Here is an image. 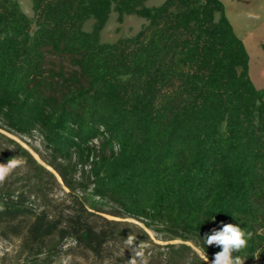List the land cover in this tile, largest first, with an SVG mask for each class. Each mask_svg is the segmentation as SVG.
Returning a JSON list of instances; mask_svg holds the SVG:
<instances>
[{
    "label": "trees",
    "instance_id": "trees-1",
    "mask_svg": "<svg viewBox=\"0 0 264 264\" xmlns=\"http://www.w3.org/2000/svg\"><path fill=\"white\" fill-rule=\"evenodd\" d=\"M30 1L33 17L0 0V129L41 136L71 205H36L32 191L54 176L16 145L38 188L0 190V236L21 238L30 264H51L66 242L102 257L123 233L95 212L113 205L211 261L220 248L205 236L239 224L253 233L245 264L264 259V89L224 4ZM113 12L147 24L104 43Z\"/></svg>",
    "mask_w": 264,
    "mask_h": 264
},
{
    "label": "rangeland",
    "instance_id": "rangeland-1",
    "mask_svg": "<svg viewBox=\"0 0 264 264\" xmlns=\"http://www.w3.org/2000/svg\"><path fill=\"white\" fill-rule=\"evenodd\" d=\"M226 9L227 18L230 21L235 34L243 42L249 55V75L258 89H264V0H220ZM22 10L33 17L30 0H19ZM164 0H149L148 7L161 5ZM92 21L86 23L84 29L90 31ZM147 22L137 16H126L122 23L117 22V14L113 12L110 20L101 34V41L114 43L119 39L134 37ZM56 68L61 64L54 59ZM0 163L7 162L11 157L18 156L19 149L16 145L25 149L32 158L47 171L53 174V178L44 177L39 187L42 192L32 191L36 183L32 182L33 175L30 166L26 163L17 168L0 185L1 191L29 190L34 193L32 200L36 205L49 206L55 213L68 211L71 205L69 190L63 184L58 173L47 164L49 154L41 136L35 132L32 136H20L0 129ZM103 213L95 212L101 217L117 223L116 228L123 234L118 240L111 242L103 251L102 257H96L88 251L75 247L71 242H66L59 248L51 264H127L131 258V252L125 247L124 239L130 232L137 236L138 241H148L152 247L148 250L149 264H205L203 252L190 242L181 240L165 241L160 234L147 228L143 223L126 217H116L113 213L116 207L102 205ZM55 241V240H54ZM53 241V242H54ZM185 245L188 248H183ZM169 246H174L178 253L182 252L183 258L179 261L170 260L174 251ZM211 264V260H209ZM0 264H30L27 252L22 246V239L9 236L4 239L0 236ZM251 264H264V259H257Z\"/></svg>",
    "mask_w": 264,
    "mask_h": 264
},
{
    "label": "clouds",
    "instance_id": "clouds-1",
    "mask_svg": "<svg viewBox=\"0 0 264 264\" xmlns=\"http://www.w3.org/2000/svg\"><path fill=\"white\" fill-rule=\"evenodd\" d=\"M22 157L14 156L7 162L0 163V185L4 184L8 177L19 167L24 166ZM253 233L239 224L224 223L219 229H213L205 236L206 246H217L220 251L214 254L211 264H245L246 259L238 253L248 246ZM124 244L131 252V258L127 264H149L148 250L152 247L148 241H138L137 236L130 232ZM205 264H209L207 253L204 256Z\"/></svg>",
    "mask_w": 264,
    "mask_h": 264
}]
</instances>
